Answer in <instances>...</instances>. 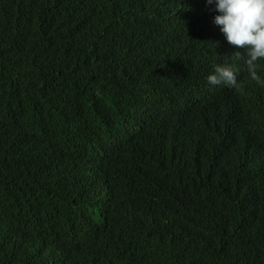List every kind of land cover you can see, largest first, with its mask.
Instances as JSON below:
<instances>
[{
    "label": "trees",
    "instance_id": "obj_1",
    "mask_svg": "<svg viewBox=\"0 0 264 264\" xmlns=\"http://www.w3.org/2000/svg\"><path fill=\"white\" fill-rule=\"evenodd\" d=\"M216 14L0 0V264H264V84Z\"/></svg>",
    "mask_w": 264,
    "mask_h": 264
},
{
    "label": "clouds",
    "instance_id": "obj_2",
    "mask_svg": "<svg viewBox=\"0 0 264 264\" xmlns=\"http://www.w3.org/2000/svg\"><path fill=\"white\" fill-rule=\"evenodd\" d=\"M217 13L213 23L230 45L244 49V63L250 78L264 84L258 75L257 61L264 60V0H205ZM238 68L232 65H216L206 77L210 86L237 85Z\"/></svg>",
    "mask_w": 264,
    "mask_h": 264
}]
</instances>
